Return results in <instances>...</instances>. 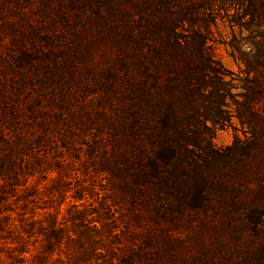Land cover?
<instances>
[{
    "label": "trees",
    "instance_id": "1",
    "mask_svg": "<svg viewBox=\"0 0 264 264\" xmlns=\"http://www.w3.org/2000/svg\"><path fill=\"white\" fill-rule=\"evenodd\" d=\"M20 5L58 9V23L63 28L70 16L77 24L81 18L78 13L96 9L93 29L77 36L83 46L77 48L74 44L59 60L54 56L46 59L48 66L60 65L52 80L54 85H59L60 80H56L67 74L69 65H86L94 49L105 46L111 38L108 33L116 29V22L126 20L125 37L114 44L112 66L116 69L98 73L86 68L83 73L93 83L92 89L74 83L81 87L77 93L84 98L79 107H91L99 99L104 100L97 111L117 131L111 156L124 163L131 186L147 194L156 212L168 209L170 215L188 209L204 225L237 233L252 231L254 237L263 239L262 249L264 0H0V24H9L8 12ZM230 10L231 26L249 33L246 53L238 43L229 45L245 72L244 79H237V87L233 79H226L225 70L209 55L206 46L212 18L217 11L228 17ZM88 38L95 41L87 42ZM22 60L33 68L28 57L22 56ZM99 74L100 80L95 78ZM97 88L103 93L98 100ZM235 89L239 92L233 93ZM94 95L93 101L86 99ZM0 96L9 101L11 119L16 123L25 118L35 123L39 116L44 134L50 131L48 120L62 126L65 117H77L73 96L63 95L59 103L43 97L51 108L61 110L58 114L55 110L41 111L39 103L25 101L24 96L21 101L11 93ZM230 102L234 114L228 107ZM21 114L25 117L20 118ZM231 116L236 118L244 139L235 138L223 149L211 148L206 137L229 122ZM65 128L73 129L69 124ZM34 130L29 127L27 132L18 133L13 142L16 153L27 150L24 142L32 147ZM118 136L125 138L120 140Z\"/></svg>",
    "mask_w": 264,
    "mask_h": 264
},
{
    "label": "rangeland",
    "instance_id": "2",
    "mask_svg": "<svg viewBox=\"0 0 264 264\" xmlns=\"http://www.w3.org/2000/svg\"><path fill=\"white\" fill-rule=\"evenodd\" d=\"M95 10L78 13L81 18L77 24L70 16L63 28L58 23V9L20 5L8 12L9 24H0V95L11 93L18 101L24 96L25 101L39 103L41 111L55 110L56 114L61 110L51 108L43 97L59 103L63 95L73 96L75 116H79L78 122L77 117H65L62 126L48 120L50 131L44 134L39 116L35 123L27 118L16 123L11 119L9 101L0 96V264L264 263V246L260 249L263 239L254 237L252 231L237 233L204 225L188 209L170 215L168 209L156 212L147 194L131 186L124 163L111 156L117 131L98 112L97 107L104 104L99 99L101 89L97 88L96 95L100 96L95 105L79 107L84 98L78 90L84 84L91 89L93 86L83 71L116 69L112 66L114 44L125 37L126 20L116 22V29L108 33L111 38L105 46L94 49L86 65L73 62L78 68L69 65L67 74L56 80H60L59 85H54L52 80L60 65L48 66L46 59L54 56L59 60L74 44L81 48L84 42H78L77 36L93 29ZM232 13L230 10L226 17L217 11L208 26L206 46L209 55L225 70L226 79H233L237 87V79H244L245 72L229 45L238 43L246 53L249 33L231 26ZM22 56L32 60L34 69L21 61ZM96 95L86 99L93 101ZM228 107L234 114V105L230 102ZM68 124L73 129H66ZM29 127L36 130L32 132L36 135L33 145L27 147L24 142L27 150L16 153L13 142ZM235 138L243 140L244 133L231 116L206 140L218 150L230 146Z\"/></svg>",
    "mask_w": 264,
    "mask_h": 264
}]
</instances>
